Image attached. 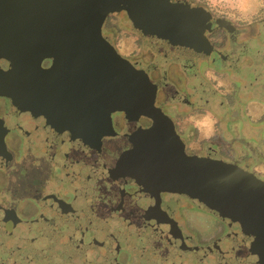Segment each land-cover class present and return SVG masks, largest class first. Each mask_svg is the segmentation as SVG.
Wrapping results in <instances>:
<instances>
[{
  "label": "flooded vegetation",
  "instance_id": "flooded-vegetation-1",
  "mask_svg": "<svg viewBox=\"0 0 264 264\" xmlns=\"http://www.w3.org/2000/svg\"><path fill=\"white\" fill-rule=\"evenodd\" d=\"M169 1L210 15L209 56L173 55L125 11L105 18L102 37L156 87L154 106L171 120L186 156L220 160L264 182L261 152L234 143L262 134L260 82L250 83L233 66L234 48L251 42L249 33L241 39L239 26L205 0ZM219 19L231 27L217 26ZM0 67L8 63L0 60ZM110 123L116 136H126L152 120L113 111ZM37 137L11 100L0 97V264H264V238L200 200L146 188L114 167L87 174Z\"/></svg>",
  "mask_w": 264,
  "mask_h": 264
},
{
  "label": "water",
  "instance_id": "water-1",
  "mask_svg": "<svg viewBox=\"0 0 264 264\" xmlns=\"http://www.w3.org/2000/svg\"><path fill=\"white\" fill-rule=\"evenodd\" d=\"M120 11L173 55L213 51L204 36L210 15L169 0H0V60L8 63L0 67V97L66 165L87 174L114 167L146 188L188 194L264 238V182L232 164L184 154L171 120L154 106L156 87L101 35L105 18ZM113 111L130 120L143 114L152 125L116 136Z\"/></svg>",
  "mask_w": 264,
  "mask_h": 264
},
{
  "label": "rangeland",
  "instance_id": "rangeland-1",
  "mask_svg": "<svg viewBox=\"0 0 264 264\" xmlns=\"http://www.w3.org/2000/svg\"><path fill=\"white\" fill-rule=\"evenodd\" d=\"M205 2L214 4V6L218 5V13L231 18L232 21H234L235 24L239 26V30H242L241 39H245L244 34L249 33L251 42L246 45H241L234 48L233 52L235 61L233 66L234 71H240V75L249 77L250 83L253 84L254 82H260V88L257 92H255V95L260 101H262L261 110L264 115V11L258 10L260 0L259 2L258 0H251V2L248 1L251 7L250 11H230L229 7L231 6L232 2L235 4L240 3V1L205 0ZM262 6L263 5H261V8ZM241 12H245L244 14L242 13L243 16L236 15L237 13L240 14ZM253 18L256 20L253 21ZM249 88H252V86L250 85ZM259 132L262 134L261 136L259 135L256 140L247 138L244 141H241L239 137H236L234 143L235 148H238L237 146H240L242 143H246L248 147L254 149L255 151L261 152L259 158L261 159L262 163L259 165L264 166V116ZM200 141L201 143L205 144L207 140L205 141L201 139ZM251 157H253V155H251Z\"/></svg>",
  "mask_w": 264,
  "mask_h": 264
},
{
  "label": "crops",
  "instance_id": "crops-1",
  "mask_svg": "<svg viewBox=\"0 0 264 264\" xmlns=\"http://www.w3.org/2000/svg\"><path fill=\"white\" fill-rule=\"evenodd\" d=\"M232 1H240V3L233 4L234 2H232L231 6L229 7L230 11H250V9H251L250 4L248 3V1L251 2V0H232ZM211 5L214 6V4H211ZM217 7H219V6L218 5L215 6V8H217ZM242 13L244 14L245 12H241L240 14L237 13L236 15H240V16L242 15L243 16Z\"/></svg>",
  "mask_w": 264,
  "mask_h": 264
}]
</instances>
